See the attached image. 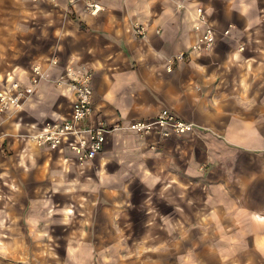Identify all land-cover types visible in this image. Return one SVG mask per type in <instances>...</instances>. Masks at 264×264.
<instances>
[{"label": "crops", "instance_id": "crops-1", "mask_svg": "<svg viewBox=\"0 0 264 264\" xmlns=\"http://www.w3.org/2000/svg\"><path fill=\"white\" fill-rule=\"evenodd\" d=\"M91 1L96 16L86 0H0V90L71 63L91 71L90 124L114 129L79 166L29 139L69 117V89L43 81L0 114V264H264V0ZM196 6L216 30L208 52L191 51ZM163 108L194 131L124 129Z\"/></svg>", "mask_w": 264, "mask_h": 264}, {"label": "built area", "instance_id": "built-area-1", "mask_svg": "<svg viewBox=\"0 0 264 264\" xmlns=\"http://www.w3.org/2000/svg\"><path fill=\"white\" fill-rule=\"evenodd\" d=\"M37 1V0H34ZM86 9L90 15L96 16L102 7L91 0H86ZM176 9L186 10L191 0H169ZM194 30L199 33L191 46V51L197 53L208 52L212 49L216 38V30L209 22L203 8L196 6L194 10ZM230 28L224 34L228 35ZM139 38L145 36L143 25L136 24L133 27ZM183 53L174 55L168 59L169 64L175 61H183ZM59 64L58 57H52L49 65L56 67ZM32 75L26 81L17 78L13 73H8L0 90V114L21 111L30 100L39 85L46 81L56 88H66L72 91L74 100L71 105V113L66 118H54L45 121L39 130L30 135L29 139L38 147L48 149H66L74 155L79 166L93 161L104 151L106 136L114 129L103 121L90 124L89 118L94 112L92 75L88 69H76L73 64L65 65L63 72L56 78H49L40 64H34ZM194 125L179 118L168 108H163L151 121H133L124 129H127L140 137L151 133H157L161 138H170L174 135H183L194 131Z\"/></svg>", "mask_w": 264, "mask_h": 264}, {"label": "rangeland", "instance_id": "rangeland-1", "mask_svg": "<svg viewBox=\"0 0 264 264\" xmlns=\"http://www.w3.org/2000/svg\"><path fill=\"white\" fill-rule=\"evenodd\" d=\"M139 191V190H138ZM141 196V194H139V195H137V197H140ZM154 197H155V195H154Z\"/></svg>", "mask_w": 264, "mask_h": 264}]
</instances>
